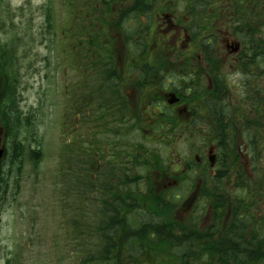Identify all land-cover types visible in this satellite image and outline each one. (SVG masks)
Masks as SVG:
<instances>
[{"label":"flooded vegetation","instance_id":"af4514ba","mask_svg":"<svg viewBox=\"0 0 264 264\" xmlns=\"http://www.w3.org/2000/svg\"><path fill=\"white\" fill-rule=\"evenodd\" d=\"M194 1L199 0H77L72 46L66 49L71 56L64 55L67 61L60 63L65 64L64 74L69 67L72 72L73 116L66 118L65 126L66 131L71 129L67 142L74 153L71 164H63L60 154L56 170L62 233L56 263L63 255L65 229L78 242L80 253L81 241L99 252L111 241L127 237L133 211L143 215L151 211L153 201L143 198L152 194L161 206L155 210L162 226L158 233L164 238L174 235L175 240V231L183 225L189 231L197 226L201 232L188 237L196 253L206 257L200 261L209 264L216 246L220 253L219 247H228L230 238L237 236L224 229L232 217L231 199L236 200L241 167L251 178L252 186L246 190L249 207L257 215L255 221L261 222L250 228L247 242L254 257H264V57L254 49L248 57L240 55L244 38L255 33L236 26L233 0H201L195 9ZM14 46L0 42V224L6 206L16 197L11 168L22 142ZM225 102L234 118L227 121L234 138V162L218 129L225 121ZM193 137L200 140L198 148L189 146L184 156L177 153L178 146L187 147ZM66 170L75 180L73 201L65 200ZM130 192L143 200L130 202ZM177 192L186 193L178 202ZM209 193H218V198L227 194L229 200L215 202ZM72 219L77 221L71 225ZM216 220L221 231L203 232ZM2 241L0 237V257ZM141 251L139 255L157 257L153 264L168 262L159 259L168 256L161 250ZM108 255H113L111 250Z\"/></svg>","mask_w":264,"mask_h":264},{"label":"rangeland","instance_id":"374dc122","mask_svg":"<svg viewBox=\"0 0 264 264\" xmlns=\"http://www.w3.org/2000/svg\"><path fill=\"white\" fill-rule=\"evenodd\" d=\"M76 2L0 0V42L11 46L14 42L17 56L16 114L22 124L19 141L25 149L23 162L13 164L16 197L6 206L0 224V264L16 257L13 264H52L61 249L56 170L64 143L71 136V129H65V120L73 116L71 67L64 74L65 64L62 65L63 60L67 61L64 55L71 56L66 50L71 46L63 30H67L66 35L71 30ZM199 143L193 137L187 147L179 145L177 153L189 154V146L196 150ZM35 151L39 160L32 155ZM64 163L68 164L66 158ZM176 194L174 200L178 202L186 193ZM67 255L66 252L64 264H73L75 255ZM167 264L175 261L168 259Z\"/></svg>","mask_w":264,"mask_h":264},{"label":"trees","instance_id":"16d2710c","mask_svg":"<svg viewBox=\"0 0 264 264\" xmlns=\"http://www.w3.org/2000/svg\"><path fill=\"white\" fill-rule=\"evenodd\" d=\"M201 4L202 1H194V4ZM209 4L212 5V2L209 1ZM231 8L238 11L236 13V26L241 28L242 32L255 33L253 37L250 39L248 37L244 38L243 41V49L241 51V56L248 57L249 53L252 49L260 50L259 54L261 57H264V0H233L231 4ZM196 4L194 5V9ZM260 32V33H259ZM255 41L257 44H252ZM254 53V51L252 52ZM217 109V108H215ZM224 124L221 128H218L223 132L224 138V146L227 148L229 155L232 157V161H236V151L235 145L233 143V134L230 132V124L227 121L233 122V114L230 106L225 102L224 104ZM22 143V142H20ZM18 143L16 148V157L15 162L18 163L23 162L24 155L22 152L25 151L21 147V144ZM74 148L72 143L67 142L64 143L63 152L64 157L71 164V160L73 157ZM34 159L39 160V153L32 152ZM13 166L11 169L14 171ZM221 168L225 170L227 168L226 162L223 160ZM245 171L241 167V175L240 181L237 184L238 192L236 195V200L232 198V217L228 221L225 226L224 233L230 235L236 233V238L231 237L230 244L228 247L224 245L226 248H220V253H218V246H216L217 254H213L211 258H213L209 264H259V262L264 263L263 256L254 257V254L250 251L249 243L247 242L246 235L249 233L250 228L261 226V222L255 221L257 215L251 212V208L249 207V199L248 192L249 187L251 188V178L249 176H245ZM64 187H65V200L73 201L77 199V193L75 190V180L73 173L71 171L66 170L64 175ZM56 177L57 173H56ZM15 179V176L13 177ZM18 178V176H16ZM220 184L223 183L222 176H219ZM57 183V182H56ZM58 184V183H57ZM246 186V187H245ZM257 195H260L258 189H256ZM129 201L136 202L140 200H151L153 201L151 211H148L147 214H136L134 213V207L130 205V211H133L128 219V233L127 237L123 240H113L111 244L107 247H104L99 252H92L89 250V242L81 241L80 250L77 248L78 242L74 241L72 236L68 235L69 230H66V236L64 238L65 247L63 251V255L61 261L57 262L58 264H64L65 254L68 253V257L74 256L76 259L73 264H148L147 262L153 264V261L157 259L156 256L152 255H139L142 253L141 250L149 251V250H157L168 253V256H159L158 258H167L169 260H174L175 264H204L200 260L203 258L202 254L196 253L193 242L189 239L188 234L201 232V230L194 226L190 231L187 228V225H183L181 231H175V240L173 236H169L168 238H164L162 233H158V230L162 227L161 221L158 220L157 212L161 209V206L158 204L160 201L159 198L150 194V196L141 198L137 193L130 192L129 193ZM218 193H209V197L211 200H215V202L224 203L228 202L227 194L218 198L216 195ZM263 196V194L261 195ZM263 199V197H262ZM219 200V201H218ZM256 202H258V197L255 195ZM260 203V202H259ZM134 205V204H132ZM218 207L227 208V204H220ZM72 211L73 209H69ZM157 212H156V211ZM243 211V213H242ZM77 221V220H76ZM75 221V222H76ZM177 225V224H176ZM120 226L118 225V229ZM168 228V227H167ZM221 225H219V220H216L210 229L204 230L203 232H217L221 231ZM141 231H143L142 238H139ZM264 231V230H263ZM115 233V230L113 231ZM155 233V234H154ZM167 241L165 242V240ZM171 239V241H169ZM227 239V238H226ZM160 243V245H158ZM74 244H76L74 246ZM108 244V243H107ZM222 246V245H221ZM203 247H199L201 249ZM113 253L112 256H109V251ZM120 253V254H119ZM71 255V256H70ZM191 257H193V262L191 263ZM17 258V257H16ZM16 258H12L16 260ZM261 260H260V259ZM11 258H7L8 264H13V260ZM260 260V261H259ZM56 260H54L53 264H57Z\"/></svg>","mask_w":264,"mask_h":264},{"label":"water","instance_id":"95a60500","mask_svg":"<svg viewBox=\"0 0 264 264\" xmlns=\"http://www.w3.org/2000/svg\"><path fill=\"white\" fill-rule=\"evenodd\" d=\"M236 49H237V48H236ZM211 160H212V164H214V159L212 158Z\"/></svg>","mask_w":264,"mask_h":264}]
</instances>
